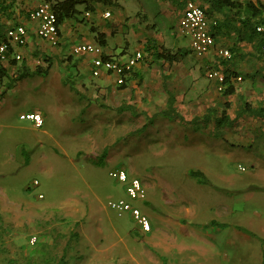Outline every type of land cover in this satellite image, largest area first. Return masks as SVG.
Wrapping results in <instances>:
<instances>
[{
	"label": "rangeland",
	"instance_id": "374dc122",
	"mask_svg": "<svg viewBox=\"0 0 264 264\" xmlns=\"http://www.w3.org/2000/svg\"><path fill=\"white\" fill-rule=\"evenodd\" d=\"M154 20L167 22L159 14ZM175 31L179 33L178 25ZM63 57L66 64L52 58L45 76L13 81L16 70H11L6 80L11 84L0 96V197L9 191L35 200L46 209L40 223L61 221L57 233L47 226L38 237L39 242L53 233L61 236L52 244L48 238L46 244L55 256L65 248L67 262L49 264H264V195L252 198L246 187L259 184L250 179L254 172L248 168V152L213 153L200 146L213 145L207 134L170 127L162 115L149 118L163 106V93L146 89L135 111L92 104L71 74L74 67L68 63L73 58ZM38 110L44 112L42 128L20 118ZM239 165L248 170L241 172ZM115 169H126L130 178L147 184L148 200L132 203L158 219L156 237L139 232L129 214L110 208L112 201H130L126 185L109 176ZM36 180L39 186L33 185ZM74 205L83 207L79 224L64 215ZM171 218L189 239L168 225ZM8 227L12 230L0 221V264H21L25 252L40 242L31 246L32 232ZM114 227L122 240H111ZM168 229L177 239L167 252ZM114 239L121 243L110 247Z\"/></svg>",
	"mask_w": 264,
	"mask_h": 264
},
{
	"label": "crops",
	"instance_id": "0c3cea01",
	"mask_svg": "<svg viewBox=\"0 0 264 264\" xmlns=\"http://www.w3.org/2000/svg\"><path fill=\"white\" fill-rule=\"evenodd\" d=\"M46 1L64 5L69 0H0V31L5 32L19 25L28 30L27 44L13 49L15 54L22 56V60L3 64L8 76L11 70H16V73L22 70V66L35 70L30 67L43 65V56H50L51 61L54 57L58 64H66L67 57L63 56L68 54V57L73 58L68 63V66L74 67L71 74H76L79 85L84 87L82 90L85 96L92 104L94 101L95 105L104 109L135 111V107L141 106V93L149 89L155 94H164V104L160 110L148 114L149 118H153L168 109L172 94L175 98L174 108L181 119L170 120L164 117V122L170 127L180 126L184 131L207 134L213 145L207 142V145L200 146L213 153L220 155L228 151L231 156L235 150L242 152V155L248 152V168L254 172L250 179L259 181V184L246 187L251 191L249 195L252 198L264 195V117L250 114L251 108L264 110V52L260 36L253 31L257 25L264 23V0H94L77 6L76 15L61 23L58 46L40 39L36 34V26L29 20V14ZM189 1H194L205 11L210 21V33H215V47L202 58L191 52L190 39L175 31ZM156 14L165 17L166 25H159L155 20L153 22ZM170 21H175L176 25H170ZM83 43L101 45L106 58L126 61L134 53L142 52L144 60L127 76L126 83L120 86L114 74L102 72L99 77L93 76L92 55L74 56L71 53L75 45ZM219 50H229L232 58L227 60L222 57ZM163 51L177 55L178 61H165L164 56H161ZM211 69L222 70L232 78L241 77L242 81L228 82L224 91L231 87L232 94L220 92L218 84L207 77ZM67 74L63 73V76ZM8 78L0 81V96L8 87ZM148 96L151 102L153 96L150 93ZM28 113H41L44 116V112L39 110ZM223 114L229 117V122L221 124ZM208 115L209 119L206 118ZM143 184L147 189V184ZM82 208L80 205L66 208L65 218L70 216L71 221L79 224L82 221L79 215H84ZM44 211L46 209L35 200L24 199L9 191L0 197V221L5 222L6 229L10 231L12 229L8 224L18 232L28 229L36 237L47 226L49 231L56 232L61 221L56 218L50 224L40 223ZM142 211L149 218L153 217V228L157 229L158 219L150 214L152 212L144 208ZM166 222L171 228L181 230L173 218ZM173 229H168L170 233L165 235L164 250L167 252L175 247L173 240L177 237ZM109 231L112 241L114 236L122 240L118 228ZM159 232L152 230L149 234L154 233L156 237ZM181 236L182 239H189L190 234L181 230ZM48 238L52 239L49 242L52 244L61 236L57 237L53 233L50 237L39 239V246L29 252L24 249L22 252H25L26 260H22L21 264L56 263L62 259L67 262L65 248L60 256H55L58 253L46 244ZM114 240V243L109 242L112 243L110 247L121 243Z\"/></svg>",
	"mask_w": 264,
	"mask_h": 264
},
{
	"label": "built area",
	"instance_id": "2783aa9c",
	"mask_svg": "<svg viewBox=\"0 0 264 264\" xmlns=\"http://www.w3.org/2000/svg\"><path fill=\"white\" fill-rule=\"evenodd\" d=\"M109 17V14H106ZM29 20L36 26V34L43 41L52 46H58L60 43V30L58 26V17L54 9V3L43 2L35 10L29 14ZM257 33L260 35L264 52V23L256 27ZM179 33L190 39L191 52L197 57H205L215 47V39L210 33V21L205 11L198 6L194 1L187 3L186 10L179 22ZM28 30L25 26L19 25L7 29L4 33H0V64L11 61H21L22 56L13 52L14 48L24 47L27 44ZM74 56L92 55L93 76L99 77L102 72L111 73L117 76V84L124 85L127 76L144 60L142 52H136L126 61L117 60L114 58H106L104 49L101 45L96 44H78L72 49ZM219 54L230 60L232 53L229 50H219ZM207 77L210 81L218 84L220 92H223L226 87V75L222 70L211 69ZM242 81L241 77L231 79ZM1 91V85H0ZM22 120H27L36 128H42L44 118L41 113H26L21 114ZM241 172H246L247 168L243 165L238 166ZM109 176L126 185L125 191L128 199H120L109 203L111 209L119 213L129 214L137 224L138 231L143 234L152 232L153 227L151 220L141 208L135 206L133 201H145L147 199V191L143 182L138 178H130L126 169H115L110 171ZM34 186H39L36 180ZM42 199L43 195H39ZM38 243V237L33 236L29 240L31 246Z\"/></svg>",
	"mask_w": 264,
	"mask_h": 264
},
{
	"label": "trees",
	"instance_id": "16d2710c",
	"mask_svg": "<svg viewBox=\"0 0 264 264\" xmlns=\"http://www.w3.org/2000/svg\"><path fill=\"white\" fill-rule=\"evenodd\" d=\"M93 1L94 0H69L64 5L63 4L62 5L61 4H57V5L54 4V9H55V12H56L57 17H58V26L60 27L61 23H63L67 18H70V17H73V16L76 15L77 6L82 5V4H86V3L89 4V3H92ZM46 2H49V1H46ZM216 27H217V25L214 26V28H216ZM256 27L253 29V31H255V33L258 34L257 31H256ZM0 33H4V32L0 31ZM212 36L215 37V33H212ZM262 45H263V42H262ZM162 55L164 56V60L167 61V62L173 63V62H177L178 61V57H176L177 55L175 56V55L168 54L166 51H163L161 53V56ZM41 59L44 62V64L47 65V68H43L40 65L35 70L32 71L30 69H27L25 66H22V70H19L16 73L15 78L12 79V80L13 81H16V80H20L21 81V80H23L25 78H28V77H31V76H35V75H42V76L47 75L49 70H50V68H51L52 61L47 56H43V57H41ZM17 62L15 61V63H17ZM7 73L8 72H7L6 68L4 67V65L0 64V81H3L7 77H9ZM224 73L226 75V86H227V84L229 85L228 82L231 81L232 76H230V74H228L226 72H224ZM10 84H11V81L7 84V86H9ZM223 92H225L226 94H232L233 93V89L231 87H228V89L226 91H223ZM174 105H175V98L171 94L170 98H169V101H168V109L163 111L161 113V115L163 117H165V118H169V119H172V120H180L181 117L177 113V111L175 110ZM240 114H242V113H240ZM250 114L256 115L258 117H264V110H252V108H251ZM206 118L209 119V115ZM227 122H229V117L227 115L223 114V120L221 121V124H224V123H227ZM95 163L97 165H99V163H97V162H95ZM163 262H164V264H168L166 260H163ZM8 264H16V262L15 261H9ZM48 264H49V262H48Z\"/></svg>",
	"mask_w": 264,
	"mask_h": 264
}]
</instances>
